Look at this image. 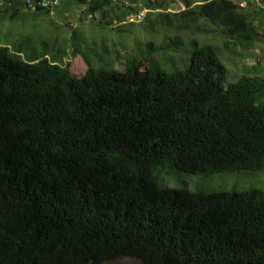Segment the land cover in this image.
<instances>
[{
  "label": "trees",
  "instance_id": "trees-1",
  "mask_svg": "<svg viewBox=\"0 0 264 264\" xmlns=\"http://www.w3.org/2000/svg\"><path fill=\"white\" fill-rule=\"evenodd\" d=\"M74 1L106 27L146 9L144 33L176 34L156 51L190 55L166 70L150 43L124 71L96 69L74 31L73 55L87 67L76 77L60 65L65 48L31 37L0 45V264H264V190L169 187L264 169V78L230 83L212 44L182 36L219 32L233 40L225 51L248 52L263 9L256 0H181L173 13L174 0ZM22 3L5 0L0 16L24 19Z\"/></svg>",
  "mask_w": 264,
  "mask_h": 264
},
{
  "label": "rangeland",
  "instance_id": "rangeland-1",
  "mask_svg": "<svg viewBox=\"0 0 264 264\" xmlns=\"http://www.w3.org/2000/svg\"><path fill=\"white\" fill-rule=\"evenodd\" d=\"M161 1V0H160ZM245 7V0H233ZM262 0H256L255 5L259 9L257 26L261 33L260 42L254 50L243 51L240 46L236 52L224 50L226 41H233L225 38L219 32H213L210 36H200L196 34L183 35V37L197 38L201 45L212 44L216 48V53L227 69V80L235 83L244 76H259L264 78V5ZM184 10L181 0H174L170 10L166 12H179ZM84 3L74 0H62V5L52 10L49 15L34 16L33 11H27L22 20L9 21L0 16V45H10L20 39L31 37L34 42L46 41L50 47L67 50V56L59 62L63 67L70 68L71 73L76 77H81L87 69L86 63L80 55H73L72 35L76 31L82 42L83 51H87L93 56V66L96 69L124 71L126 65L134 59H142L147 56L150 43H153L154 56L161 62L166 70L183 67L190 52L186 47L166 52L156 51V47L167 43L170 38L174 39L176 34L173 31L164 33L156 29V34H146L143 27H150L148 10H142L143 20L139 23L118 24L113 20L111 27H106L101 14L86 15ZM127 20V19H126ZM185 39V38H184ZM104 46L107 53L104 52ZM100 54V61L95 57ZM51 61V57H48ZM144 59H142L143 61ZM256 68H253V67ZM170 188H187L191 192L203 191L207 193L248 191L251 189L264 190V169L254 173L239 171L225 174H216L208 178L194 176L186 183L172 181ZM110 264H138L130 259H121Z\"/></svg>",
  "mask_w": 264,
  "mask_h": 264
},
{
  "label": "built area",
  "instance_id": "built-area-1",
  "mask_svg": "<svg viewBox=\"0 0 264 264\" xmlns=\"http://www.w3.org/2000/svg\"><path fill=\"white\" fill-rule=\"evenodd\" d=\"M62 0H23L22 6L25 11L54 10L61 6ZM5 5V0H0V6ZM143 20V14L138 13L127 18V23H139Z\"/></svg>",
  "mask_w": 264,
  "mask_h": 264
}]
</instances>
